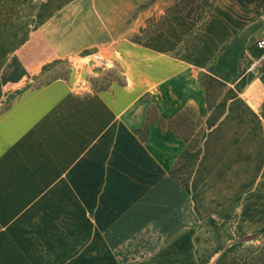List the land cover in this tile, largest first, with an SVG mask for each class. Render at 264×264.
<instances>
[{"label":"crops","instance_id":"0c3cea01","mask_svg":"<svg viewBox=\"0 0 264 264\" xmlns=\"http://www.w3.org/2000/svg\"><path fill=\"white\" fill-rule=\"evenodd\" d=\"M180 1L0 0V264L103 259L109 243L136 241L120 239L121 228L151 226L213 244L193 252L206 259L194 264H254L264 247V91L246 89L243 58L264 35V11L217 0L167 14ZM95 51L123 68V85L25 89L35 73L23 67ZM146 97L158 113L150 123ZM191 106L203 124L185 149L165 121ZM169 142L179 151L167 154Z\"/></svg>","mask_w":264,"mask_h":264},{"label":"rangeland","instance_id":"374dc122","mask_svg":"<svg viewBox=\"0 0 264 264\" xmlns=\"http://www.w3.org/2000/svg\"><path fill=\"white\" fill-rule=\"evenodd\" d=\"M216 2L217 0H181L177 5L169 8L167 14L186 10L187 15L192 16V14L201 7L210 11ZM255 3L259 8V12H262V10L264 11V0H255ZM28 15H30V12H28ZM164 18L165 16L159 20L156 27L162 24ZM254 43L255 39H252L244 50V53L247 51L248 54L256 58L259 56V52L255 49ZM97 55H102L103 58L100 59ZM24 58L29 62L31 58L30 52H24ZM54 63L55 64L51 66L37 68L34 66L23 67L25 77L32 72L35 73L34 77H32L33 82H29L28 84L25 83V89L26 86L38 88L56 80H64L69 82L72 88L77 91L92 93L109 89L113 85H123L125 83L123 68L113 62L112 58L103 51L89 52L87 55L76 54L68 58L58 59ZM20 69L21 68H18V70ZM248 72L246 76V89L248 91H264V72L260 70ZM144 100L149 104L147 106V123H150L156 119L158 115L157 109L154 103L151 102L150 97H146ZM176 117L177 116L165 121V124L167 123L169 130L177 132L179 137L183 138L185 142L188 143L187 146L186 144L184 145L185 149H193L198 143L201 134L203 124L202 115L199 114L195 107L191 106L185 109L177 118ZM148 136L149 132L147 128L139 131L140 139L145 140ZM172 143L173 142H169L167 154H175L180 149L175 145L171 148L170 145ZM153 149L156 153L162 151L159 145H155ZM205 170L207 171V169ZM133 230L136 231L135 235L127 236V234ZM175 230L176 228L171 226L121 228L120 239L126 240L129 237H134L136 241L109 243V251L111 253H108L106 251L107 248H105L103 252L105 257L103 259L95 258V252H89L82 257H80L79 253L73 254L72 264H190L191 262L194 264L197 263V261L201 263L204 262L206 259H193V252L197 254V251L200 253L205 250H210L213 244H197L183 241L175 242ZM183 230L184 232L188 230L191 231L192 228L183 226ZM215 246L217 247L218 244H215ZM176 254L179 257H176Z\"/></svg>","mask_w":264,"mask_h":264},{"label":"built area","instance_id":"2783aa9c","mask_svg":"<svg viewBox=\"0 0 264 264\" xmlns=\"http://www.w3.org/2000/svg\"><path fill=\"white\" fill-rule=\"evenodd\" d=\"M254 45L259 52V56L254 58L246 53L244 56V62L248 71L262 70L264 72V35L258 38Z\"/></svg>","mask_w":264,"mask_h":264},{"label":"trees","instance_id":"16d2710c","mask_svg":"<svg viewBox=\"0 0 264 264\" xmlns=\"http://www.w3.org/2000/svg\"><path fill=\"white\" fill-rule=\"evenodd\" d=\"M263 258H264V247L261 253L253 258V263L254 264H264Z\"/></svg>","mask_w":264,"mask_h":264},{"label":"bare ground","instance_id":"6f19581e","mask_svg":"<svg viewBox=\"0 0 264 264\" xmlns=\"http://www.w3.org/2000/svg\"><path fill=\"white\" fill-rule=\"evenodd\" d=\"M97 57H98V58H100V59H102V58H103V56H102V55H97Z\"/></svg>","mask_w":264,"mask_h":264}]
</instances>
